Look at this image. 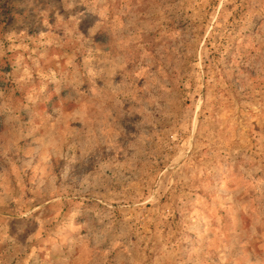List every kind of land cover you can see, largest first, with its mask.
I'll use <instances>...</instances> for the list:
<instances>
[{
	"label": "rangeland",
	"instance_id": "1",
	"mask_svg": "<svg viewBox=\"0 0 264 264\" xmlns=\"http://www.w3.org/2000/svg\"><path fill=\"white\" fill-rule=\"evenodd\" d=\"M0 264H264V0H0Z\"/></svg>",
	"mask_w": 264,
	"mask_h": 264
}]
</instances>
